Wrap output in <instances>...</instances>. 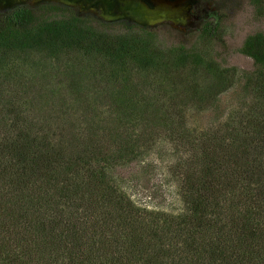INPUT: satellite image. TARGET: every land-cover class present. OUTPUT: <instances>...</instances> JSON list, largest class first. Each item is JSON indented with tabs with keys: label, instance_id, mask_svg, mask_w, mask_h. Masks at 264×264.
I'll return each mask as SVG.
<instances>
[{
	"label": "trees",
	"instance_id": "16d2710c",
	"mask_svg": "<svg viewBox=\"0 0 264 264\" xmlns=\"http://www.w3.org/2000/svg\"><path fill=\"white\" fill-rule=\"evenodd\" d=\"M246 1L263 15L264 0ZM219 11L216 3L201 15L207 41L219 29ZM110 25L138 32L111 35ZM12 51L100 59L95 84L114 90L105 107L111 126L95 118L66 121L65 104L55 106V116L27 97L6 103L0 264H264L262 32L243 39L239 53L252 70L237 77L183 46L158 48L149 29L134 23H105L43 3L0 15V55ZM132 73L141 83L131 81ZM238 80L242 96L234 110L205 129L188 126L189 110L215 111ZM68 84L74 96L77 86ZM162 143L174 160L169 172L182 205L175 214L136 206L116 174Z\"/></svg>",
	"mask_w": 264,
	"mask_h": 264
},
{
	"label": "rangeland",
	"instance_id": "374dc122",
	"mask_svg": "<svg viewBox=\"0 0 264 264\" xmlns=\"http://www.w3.org/2000/svg\"><path fill=\"white\" fill-rule=\"evenodd\" d=\"M46 1L70 7L80 15L91 16L102 22L134 23L149 29L158 48L183 46L213 60L222 68L237 72V77H240L242 72L252 70L251 60L239 53L243 39L257 31L264 34V13L256 17L246 0L222 5L219 4V0L216 2L220 8L216 13L219 29L214 40L211 41L200 36L199 25L201 15L212 11L216 3H201V0ZM0 6L5 5L1 3ZM198 7L200 10L197 9ZM109 17L114 19L106 20ZM160 17L164 18L163 22L147 25L148 21ZM105 28L111 35L138 32L136 29H132L133 32H125L118 25ZM99 60L75 52L65 53L57 58L46 52L2 53L0 55V119L3 117L2 110L6 103H14L16 100L19 102L27 97L35 103L34 105H42L43 111L48 108L46 113L55 116L57 115L55 106L65 104L68 108L62 112V118L66 121L77 117L82 121L95 118L101 124L111 126L112 117L106 105L110 100L108 92L113 91L114 86L104 87L102 84H95L94 76L101 63ZM69 80L71 85L77 86V90L73 86L74 96L67 92ZM131 81L141 83V78L132 73ZM241 82V80L236 81L237 84L233 89L219 97L215 111L189 110L185 118L188 126L202 130L215 119L223 120L224 116L241 102ZM21 92L25 95L22 96ZM84 103L89 107H85ZM30 115L36 114L30 113ZM170 153L169 144H156L149 150L148 155H140L128 166L116 168V174L127 185V195L136 206L147 211L169 214H175L181 209L177 182L169 172V167L174 161Z\"/></svg>",
	"mask_w": 264,
	"mask_h": 264
},
{
	"label": "flooded vegetation",
	"instance_id": "af4514ba",
	"mask_svg": "<svg viewBox=\"0 0 264 264\" xmlns=\"http://www.w3.org/2000/svg\"><path fill=\"white\" fill-rule=\"evenodd\" d=\"M18 0H0V4L4 3V7L0 6V15L1 14H5L8 10L15 8V7H27V8H34L39 4H43V3H53V2H49L46 0H39L37 2H33L32 0H21L20 2ZM56 4V3H54ZM59 5V4H58ZM76 13V10H74ZM106 23V22H105Z\"/></svg>",
	"mask_w": 264,
	"mask_h": 264
},
{
	"label": "water",
	"instance_id": "95a60500",
	"mask_svg": "<svg viewBox=\"0 0 264 264\" xmlns=\"http://www.w3.org/2000/svg\"><path fill=\"white\" fill-rule=\"evenodd\" d=\"M114 18H106V20H113ZM164 21V18H162V17H160L159 19H156V20H154V21H148L147 22V25H149V26H152V25H156V24H159V23H161V22H163Z\"/></svg>",
	"mask_w": 264,
	"mask_h": 264
}]
</instances>
